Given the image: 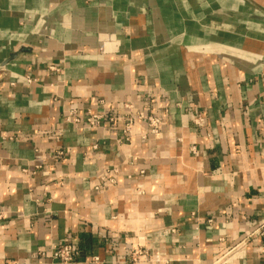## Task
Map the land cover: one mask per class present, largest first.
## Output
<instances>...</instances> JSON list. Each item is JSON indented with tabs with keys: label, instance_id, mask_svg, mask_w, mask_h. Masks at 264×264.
Instances as JSON below:
<instances>
[{
	"label": "crops",
	"instance_id": "1",
	"mask_svg": "<svg viewBox=\"0 0 264 264\" xmlns=\"http://www.w3.org/2000/svg\"><path fill=\"white\" fill-rule=\"evenodd\" d=\"M263 224L264 14L0 0V264H264Z\"/></svg>",
	"mask_w": 264,
	"mask_h": 264
},
{
	"label": "built area",
	"instance_id": "2",
	"mask_svg": "<svg viewBox=\"0 0 264 264\" xmlns=\"http://www.w3.org/2000/svg\"><path fill=\"white\" fill-rule=\"evenodd\" d=\"M138 119H144L143 114H138L137 115ZM100 120V116L98 115H89L88 118L85 120L86 126L88 128H95L98 124V121ZM66 121L71 123L74 122L76 123L77 120L72 119V117L68 116L66 117ZM146 123H147V128H148V132L150 134H156L160 125V121L159 119L153 117V116H147L146 119ZM133 121H129L126 125H125V129L123 131V137L125 138L126 141L129 140V135L131 133V127H132ZM63 153L57 152V156H61ZM98 189V188H96ZM261 233L264 231V224L261 226ZM231 253V252H230ZM42 255V254H41ZM228 255V254H227ZM224 257H222L223 259ZM51 259L56 263V264H72L74 262L75 259V254L74 251L72 249V247L69 244H61L60 246H58L52 256Z\"/></svg>",
	"mask_w": 264,
	"mask_h": 264
},
{
	"label": "water",
	"instance_id": "3",
	"mask_svg": "<svg viewBox=\"0 0 264 264\" xmlns=\"http://www.w3.org/2000/svg\"><path fill=\"white\" fill-rule=\"evenodd\" d=\"M245 2H247L248 4H250L251 6H253L256 10L260 11L262 14H264V11L261 10L257 5H255L253 2H251L250 0H243Z\"/></svg>",
	"mask_w": 264,
	"mask_h": 264
},
{
	"label": "rangeland",
	"instance_id": "4",
	"mask_svg": "<svg viewBox=\"0 0 264 264\" xmlns=\"http://www.w3.org/2000/svg\"><path fill=\"white\" fill-rule=\"evenodd\" d=\"M231 254V253H230ZM222 257H224L223 258V260H222V263L221 264H227V263H229V261H230V259H231V257H230V255H224V256H222Z\"/></svg>",
	"mask_w": 264,
	"mask_h": 264
}]
</instances>
